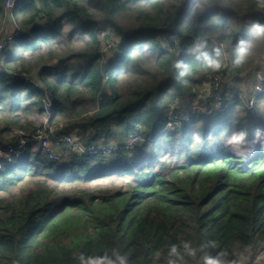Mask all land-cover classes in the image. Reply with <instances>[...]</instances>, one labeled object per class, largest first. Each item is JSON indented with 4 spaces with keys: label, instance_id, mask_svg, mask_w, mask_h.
Instances as JSON below:
<instances>
[{
    "label": "trees",
    "instance_id": "obj_1",
    "mask_svg": "<svg viewBox=\"0 0 264 264\" xmlns=\"http://www.w3.org/2000/svg\"><path fill=\"white\" fill-rule=\"evenodd\" d=\"M6 1L0 23H14L20 34L1 53L0 146L26 145L0 165V190L26 177L36 187L0 201V264H80L81 255L115 259L113 252L127 264H166L170 247L183 254L185 242L197 250L185 264H204L207 256L231 264L264 248V94L249 109L237 98L241 91L223 87V96L229 89L236 99L228 109L165 129L168 114L187 109L208 76L229 82L245 73L252 38L264 58V31L254 27L264 28V8L256 0H15L11 9ZM101 32L118 49L106 63ZM75 33L88 36L93 51L56 57L59 37L70 44ZM43 46L49 53L35 60ZM126 77L132 81L122 89ZM85 99L96 109L82 106ZM30 106L49 125L85 143L114 139L120 151L51 162L32 139L36 126L22 118ZM135 131L143 140L128 151ZM241 132L243 144H230ZM109 177L126 188L55 196L49 185Z\"/></svg>",
    "mask_w": 264,
    "mask_h": 264
},
{
    "label": "built area",
    "instance_id": "obj_2",
    "mask_svg": "<svg viewBox=\"0 0 264 264\" xmlns=\"http://www.w3.org/2000/svg\"><path fill=\"white\" fill-rule=\"evenodd\" d=\"M15 0H7L5 7L11 9L15 7ZM20 34V30H15L9 34L4 35L0 39V70H1V53L6 47L10 46L15 37ZM103 35L105 32L99 33L100 38V54L105 55L109 50L112 54L118 52L116 41H105ZM166 45L167 39H164ZM169 41L177 45V40L174 36L169 37ZM108 50V51H107ZM228 80L223 74L210 75L205 80L207 88H203L199 95L185 110L171 111L167 116V123L165 129L175 131L180 125L189 123L192 118L197 114L211 115L217 112H223L228 107L232 106L236 99L229 95L223 96L221 88ZM204 85V86H205ZM264 94V75L257 74L256 79L250 83L249 87L241 92L237 98L240 99L247 108L254 107L256 97ZM226 98V99H225ZM36 147L47 157L51 162H63L64 157L80 158L83 156H98L103 158H110L115 156L120 148L112 143H85L81 141L75 131H69L61 127L49 125L48 122L44 123L37 128L36 132L32 135ZM142 137L138 131L129 134L125 142V149L130 151L134 145L142 141ZM26 142L20 140L17 145L10 147L0 146V165L6 159H10L18 154H21L25 148ZM14 152L16 153L15 155ZM58 166V165H57ZM259 264V263H256Z\"/></svg>",
    "mask_w": 264,
    "mask_h": 264
},
{
    "label": "rangeland",
    "instance_id": "obj_3",
    "mask_svg": "<svg viewBox=\"0 0 264 264\" xmlns=\"http://www.w3.org/2000/svg\"><path fill=\"white\" fill-rule=\"evenodd\" d=\"M17 21V20H15ZM5 23H0V39L6 35L11 33L12 31H14L15 27H14V23L12 22H6ZM16 26V25H15ZM64 30L66 34H69L72 31V26L69 23H65L64 24ZM103 37H105V35H103ZM66 37L61 36L59 37V41H60V45L56 48H52L51 52L57 57H62V56H67L68 54H72V55H77V54H82V55H87L89 53H91L93 51V49L95 48V46L91 43L90 38L88 36H84V35H80L79 33H75L73 36L70 37L71 39V43L67 44L68 41L65 40ZM68 39V37H67ZM108 51V50H107ZM261 48H260V40L259 38H255V39H251V41L249 43H247L245 45L244 48V54H243V60L246 62H249V68L247 70L253 69L254 67L257 66L256 63H259V65H263L264 64V58L261 59ZM49 53V50L47 48H45L44 46L40 49V51H38L35 55V60H37V58L39 56H46ZM113 52H111L110 50L107 53H104L105 56L104 57V62L106 63V61L109 58H112L116 53H114V55L112 54ZM27 58H30V54H27L26 56ZM86 57L84 58H80V63L82 64L83 60H85ZM34 60V59H33ZM34 60V61H35ZM53 61V60H52ZM48 62L50 63V65L56 64V62ZM261 61V62H260ZM72 61H70L71 63ZM47 63V65H48ZM256 64V65H255ZM49 66V65H48ZM132 81L131 78H124L121 81V87L122 89H124L128 83H130ZM207 88V86H203V88ZM202 88V89H203ZM201 89V91H202ZM81 105L84 107H87L89 110H94L96 109V105L92 104L89 102L88 99H85L83 101H81ZM185 110V109H184ZM22 118L24 121L27 122H31L32 124H34L36 126V128L40 127L41 125H43L44 123L47 122V118H46V114L44 112H40L39 110H37L35 107L30 106L28 108V112L24 115H22ZM79 138V137H78ZM80 139V138H79ZM81 140V139H80ZM82 141V140H81ZM112 144H116L115 140L112 139ZM130 153V152H129ZM71 161V157H64L63 158V163L66 162H70ZM36 178H31V177H26L23 178L17 182H15V184L11 185V186H7V187H3L0 190V201H16L23 192L29 190V189H34L36 187ZM126 181L124 182L122 178H118V177H109V178H105L103 180L100 181H95V182H91V183H86V182H79L74 186H56V183L54 181H50L49 185L50 187H53L52 189H54V195L56 196H61L63 194H65V196L69 195V196H75L80 192H85V191H89V192H94L95 195H99V192H103V191H107V190H111V191H115L118 190L120 187H122L123 189L126 188L125 186ZM1 206V203H0ZM238 261H242V264H247L249 262V264H264V248L261 249H257L254 253H240Z\"/></svg>",
    "mask_w": 264,
    "mask_h": 264
},
{
    "label": "clouds",
    "instance_id": "obj_4",
    "mask_svg": "<svg viewBox=\"0 0 264 264\" xmlns=\"http://www.w3.org/2000/svg\"><path fill=\"white\" fill-rule=\"evenodd\" d=\"M258 6L260 8H264V0H256ZM258 30L264 31L260 25H254ZM199 47H205V45H200ZM205 60L208 61V67L211 68L213 71H219L222 65L219 61L209 60L207 53H201ZM177 68L181 67L178 63L176 65ZM181 75H185V73H181ZM197 142H199V136L195 137ZM245 139V133L241 132L239 134H235L232 136L231 140L229 141L230 144L240 146L243 144ZM183 254L178 249L176 245H172L168 252V259L166 264H185V256L188 257H195L197 250L191 246L190 243H183ZM113 256L115 259L110 258L107 255L104 256H96V257H88L85 258L83 255L79 257L80 264H127V258L124 256L117 255L113 252ZM204 264H228V262L220 259L219 256L213 258L211 256H207L204 258ZM231 264H242V261H232Z\"/></svg>",
    "mask_w": 264,
    "mask_h": 264
},
{
    "label": "crops",
    "instance_id": "obj_5",
    "mask_svg": "<svg viewBox=\"0 0 264 264\" xmlns=\"http://www.w3.org/2000/svg\"><path fill=\"white\" fill-rule=\"evenodd\" d=\"M256 64L257 66L254 67L253 69L250 68V70H246L245 73L240 75L238 78L235 77L229 82L223 84L222 88L223 87L232 88L233 94L239 93L240 91L244 92L249 87L250 83L256 79L257 74L264 75V64L263 65H259V63ZM225 95H229V89L226 90Z\"/></svg>",
    "mask_w": 264,
    "mask_h": 264
},
{
    "label": "water",
    "instance_id": "obj_6",
    "mask_svg": "<svg viewBox=\"0 0 264 264\" xmlns=\"http://www.w3.org/2000/svg\"><path fill=\"white\" fill-rule=\"evenodd\" d=\"M52 62H56V60H53ZM48 65H50V63H48Z\"/></svg>",
    "mask_w": 264,
    "mask_h": 264
}]
</instances>
